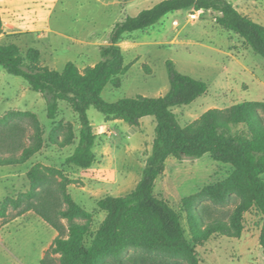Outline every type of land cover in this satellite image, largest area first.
<instances>
[{"label":"rangeland","instance_id":"obj_1","mask_svg":"<svg viewBox=\"0 0 264 264\" xmlns=\"http://www.w3.org/2000/svg\"><path fill=\"white\" fill-rule=\"evenodd\" d=\"M103 1L61 0L53 8L51 19L55 21L62 17L72 25L71 21L77 17L82 24H92L94 30L104 29L110 21L101 7ZM247 12L249 18L264 25V0H252ZM192 14V9L182 10L173 19L169 15L155 27L126 35L120 46L127 66L120 76L121 86L119 89L107 86L102 98L112 103L135 95L157 97L169 88L165 62L171 60L180 73L201 80L208 86L207 92L194 103L173 109L182 127L199 122L210 109L226 110L247 102L258 103L257 111L264 122L263 58L239 36L221 30L212 14L200 13L191 18ZM5 41L1 39L0 43ZM15 107L30 109L34 113ZM8 114V122L0 125V156L20 154L25 146L36 145L34 116L39 122L43 145L22 165H0V209L6 212L5 216H0V264H40L44 253L58 236L68 238L70 224L66 218L57 215L58 209L66 208L64 192L90 215L88 220L82 217L75 219V222L89 226L84 239L87 246L103 220L101 212L94 206V199L103 195L104 191L121 197L129 193L135 174L143 167L151 151L154 126L147 120L139 128L125 123L100 128L99 123L104 121L105 115L91 107L88 116L94 121L96 161L93 164L95 169L83 171L65 164L72 145L77 143L78 120L74 121L77 125L72 124L73 119L61 108L56 120L49 121L46 103L40 94L31 90L24 79L10 75L0 67V118ZM60 116L68 121H58ZM70 125L73 143L65 146L62 152H58L56 147L46 151L48 146H57L53 143L55 138L60 142L70 138ZM241 129V125L233 126V131ZM52 131L53 137L50 138ZM120 142L128 144L130 151L124 152L126 150H122ZM36 164L51 167L59 173L47 175L37 188L36 198L29 200L24 197L20 206L14 207L11 201H16L30 190L27 173ZM233 172L231 165L218 163L209 155L199 159L174 160L173 163L167 162L166 172L156 180L155 194L157 197L165 195L170 198L172 194L176 198H185L206 187L227 182ZM127 173H131L132 177L126 176ZM63 183H66L65 190L61 188ZM88 192L95 195L91 197ZM239 206L245 209L239 211ZM197 209L202 214V223L197 211H190L187 215L180 205L176 209L189 246L194 240L192 228H195V221L200 224L199 230L203 231L211 221H229L231 216L240 214L241 227L238 238L214 234L195 245L193 251L199 264H264L259 245L263 219L257 208L248 203L241 188L232 186L216 196L204 194ZM43 216L52 222L46 221ZM194 231L196 237L203 239L200 231ZM49 243L40 259L41 247ZM122 260H126L125 264L128 260H134L136 264H187L186 258L179 253L167 250L148 252L143 247L129 248ZM51 262L58 264L59 255H54ZM106 262L115 264L112 258L106 259Z\"/></svg>","mask_w":264,"mask_h":264},{"label":"trees","instance_id":"obj_2","mask_svg":"<svg viewBox=\"0 0 264 264\" xmlns=\"http://www.w3.org/2000/svg\"><path fill=\"white\" fill-rule=\"evenodd\" d=\"M190 9L215 13V21L220 27L239 36L264 60V25L241 14L227 0H162L136 16H126L115 23L109 34V44L100 48V61L84 70L68 62L61 71H56L41 64L37 50L29 49L22 53L13 41L14 36L4 35L0 13V35L7 39L0 43V67L10 75L21 77L31 90L41 94L49 121L56 120L60 102L68 104L77 116V143L72 154L65 159L66 165L88 169L96 161V134L88 118L91 107L105 115L106 119L120 120L134 128L140 126L144 117L155 120L151 151L135 188L125 196H105L96 202V209L105 215L87 246L84 239L89 226L77 223L75 219L82 217L88 220L90 215L64 192L66 208L58 209L57 215L66 218L70 224L68 238L58 236L44 253L40 264H52L54 255H59L58 264H106L108 258L114 259L115 264H125L122 256L131 247H143L148 252H176L186 258L187 264H199L194 246L214 234L238 238L241 233L240 214L231 216L229 221H211L203 231L199 230L200 224L195 221V228H192L194 240L189 246L180 214L166 201L156 197L154 188L156 180L164 173L168 157L182 161L199 159L204 155H209L218 163L231 165L234 172L227 182L206 187L183 198L181 209L187 215L190 211L198 212L197 205L204 194L216 196L232 186L241 188L248 203L257 208L263 219L259 245L264 257V122L257 111L258 103H242L226 110L210 109L199 122L182 127L173 109L192 104L207 92L208 86L201 80L180 73L171 60L165 62L169 88L163 96L136 95L112 103L102 98L106 86L120 88V76L127 70L120 47L124 37L157 25L168 14ZM8 116L0 118V125L8 122ZM34 119L36 145L25 146L20 154L0 156V165H22L41 150L40 126L35 116ZM239 125L243 129L233 131V126ZM68 131V140L60 142L55 138L53 143L59 147L72 144L71 125ZM58 173L51 167L34 165L27 173L30 190L16 201H11L14 207H19L24 197L29 200L36 198L37 188L47 175ZM65 184L61 185L62 190H65ZM238 208L239 211L245 209L243 206ZM5 214V209H0V216ZM198 216L202 223V214L198 212ZM43 218L51 221L47 216ZM195 229L202 233L203 239L196 237ZM127 264L136 262L128 260Z\"/></svg>","mask_w":264,"mask_h":264},{"label":"crops","instance_id":"obj_3","mask_svg":"<svg viewBox=\"0 0 264 264\" xmlns=\"http://www.w3.org/2000/svg\"><path fill=\"white\" fill-rule=\"evenodd\" d=\"M60 1L61 0H0V13L4 35L14 36L13 41L17 43L22 51L26 52L29 49L37 50L40 54L41 64L56 71H61L65 64L68 62L74 63L79 70H84L87 67H92L97 64L100 61L99 50L102 46H106L109 44V34L113 29L115 23L121 21L126 16H136L142 10L149 9L162 0H105L101 3V7L108 15V20L110 22L104 29L100 30L92 29V24H82L77 17L76 19L71 21L72 25L62 17L56 19L55 21H52V10ZM227 1L232 3V5L241 14L247 17L250 16V14L247 12V8H249L252 0ZM179 12L180 11L168 14L161 21H163L169 15L171 17L170 19H173L175 14ZM211 14L213 16H216L213 12ZM219 28L225 31L224 29H222V27L219 26ZM134 33L127 35H133ZM4 35H0V40H7ZM121 45L122 44L120 43V46ZM106 89L107 88L103 90L102 95ZM167 91L168 88H166L160 95H157V97L163 96ZM141 96L147 97V95ZM41 98L43 99L42 96ZM38 101L39 100L37 99V103ZM43 101L45 102L44 99ZM15 108L20 111H30L34 113V111L30 109H22L20 107ZM61 108H64L73 119L72 124L77 125V123H74V121L77 120V116L72 111L70 106L64 102H60L59 109L61 110ZM59 120L64 122L68 121V119L62 116L59 117L58 121ZM89 120L92 125H94V121L91 118H89ZM147 120H149L150 124L155 126V120L153 117H144L140 120V127ZM121 123L123 122L120 120L104 118V121L99 123V126L100 128H111L112 126H116ZM119 144L122 146V150H126L124 152L130 151L128 144L124 142H120ZM75 145L76 143L72 145L71 153L68 156L72 154ZM54 147L58 149V152H62L66 148L51 145L50 147L48 146V148H46V151L49 152L54 149ZM174 160L177 159H175L174 157L167 158L165 162L164 173L166 172L167 162L173 163ZM144 165L139 170V172L135 174V178L133 177L134 183L131 189L128 191L129 193L137 185ZM94 166L95 165H92L90 168L82 170L91 171L95 169ZM75 168L81 169L78 167ZM99 171L102 172L103 170ZM126 176L132 177L131 173H127ZM100 192L102 191L100 190ZM87 195L92 197L95 194L92 192H88ZM154 195L157 197V195L155 194V188ZM105 196L121 197L120 195L114 196L113 192L106 193L104 191L103 195H100L99 197H96L94 199L95 208L96 202L104 198ZM158 198L166 201L174 210H176L184 197L176 198L174 197V195L170 194V198L165 195ZM100 214L104 218L105 214L103 212H101ZM55 237V234H53V239H55ZM50 244L51 243L45 244L41 247L40 259L42 258L44 251L48 249Z\"/></svg>","mask_w":264,"mask_h":264},{"label":"built area","instance_id":"obj_4","mask_svg":"<svg viewBox=\"0 0 264 264\" xmlns=\"http://www.w3.org/2000/svg\"><path fill=\"white\" fill-rule=\"evenodd\" d=\"M200 13L211 14L212 12L211 11H205V10L194 11V14L191 15V18H196Z\"/></svg>","mask_w":264,"mask_h":264}]
</instances>
